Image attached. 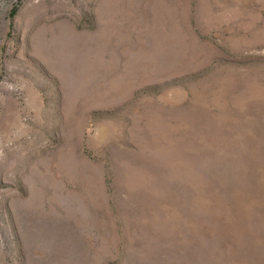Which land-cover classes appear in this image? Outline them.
Returning <instances> with one entry per match:
<instances>
[{
  "label": "rangeland",
  "instance_id": "1",
  "mask_svg": "<svg viewBox=\"0 0 264 264\" xmlns=\"http://www.w3.org/2000/svg\"><path fill=\"white\" fill-rule=\"evenodd\" d=\"M0 264H264V0H0Z\"/></svg>",
  "mask_w": 264,
  "mask_h": 264
}]
</instances>
